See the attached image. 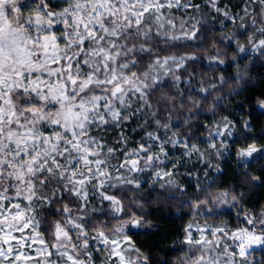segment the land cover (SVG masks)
<instances>
[{
    "label": "snow or ice",
    "instance_id": "snow-or-ice-1",
    "mask_svg": "<svg viewBox=\"0 0 264 264\" xmlns=\"http://www.w3.org/2000/svg\"><path fill=\"white\" fill-rule=\"evenodd\" d=\"M206 6L0 0V264H152L153 205L188 217L158 264H264V0Z\"/></svg>",
    "mask_w": 264,
    "mask_h": 264
},
{
    "label": "trees",
    "instance_id": "trees-1",
    "mask_svg": "<svg viewBox=\"0 0 264 264\" xmlns=\"http://www.w3.org/2000/svg\"><path fill=\"white\" fill-rule=\"evenodd\" d=\"M196 2L199 3L198 0ZM200 11L211 20L213 17L215 18V13H212L209 10L208 6H201ZM217 28H219V21L221 20V17L218 15L217 17ZM221 33L217 31L215 35H210L208 38V43H206V51L208 55H211L213 52V48L210 46V41L214 39H218L219 35ZM246 42V41H244ZM192 49H189L191 51ZM227 51L229 53H232L233 49L228 48ZM197 55L200 57H203L205 55L204 50H200L197 52ZM208 63L207 60H202L201 63H198L195 65L197 68H201L203 71L207 73V75H213V72L211 70H208L204 68V65ZM241 66H243V62L241 63ZM216 71H222V69H217ZM234 69H229L228 72L225 73V75L230 74ZM259 71V69H253V72ZM251 92L257 91V89H249ZM247 94V93H246ZM243 99L242 96H237L232 98L229 101H225V106L232 104H235L236 100ZM232 108H228V111L225 112V108L221 107L218 111V114H229L231 113ZM176 115L178 113L173 114V119L175 120ZM201 119H207L210 120L211 117H201ZM185 129L181 128L180 131H184ZM199 132H203V128L199 129ZM140 133V132H139ZM225 168V174L222 177V179L226 182H232L236 181L239 182V177L235 175V172L233 171L230 164H223L222 165ZM258 166V165H257ZM202 174V173H201ZM181 183H188V180L186 177L181 176L180 178ZM192 183H195V181H192ZM223 186V185H221ZM188 195H192L191 189H189ZM186 197H181V199H185ZM256 200L264 201V190L262 189H254L252 190L248 197L247 201L248 203H252ZM172 204H175V201H172ZM150 214L147 216V219L151 222L152 225H156V227H153L150 231L143 232L139 237V242H141L145 249L150 251L151 253V260L152 264H158V262L161 259L165 258H171L172 254L169 253V255L166 257L164 252L160 251V249L168 250L169 246L172 244L173 241H177V238L180 235V228L181 226L188 221V217L184 215L185 212H187V209H181L179 212H177L176 207H165L163 205H153L149 209ZM232 213H225V216L223 218H228L231 216ZM196 220H200L202 222V217H194ZM218 222L216 218L209 219V223H215ZM255 255L259 256V253H256Z\"/></svg>",
    "mask_w": 264,
    "mask_h": 264
},
{
    "label": "rangeland",
    "instance_id": "rangeland-1",
    "mask_svg": "<svg viewBox=\"0 0 264 264\" xmlns=\"http://www.w3.org/2000/svg\"><path fill=\"white\" fill-rule=\"evenodd\" d=\"M198 1L201 4V6H204V5L206 6L207 5V0H198ZM217 2H218V6L223 7L224 5H228L233 11L236 10L239 7V5H240V0H217ZM209 10L212 13H215V19L217 20L216 17L218 16V14L215 11H213L210 7H209ZM193 14L195 15L196 13H193ZM141 134L142 133H139V131H137L136 136L138 137ZM108 135H109V137L111 136V134H108ZM193 166L200 167L199 165L195 164V161H193V162L190 163L187 171H193L194 170ZM182 171H184V170L182 169Z\"/></svg>",
    "mask_w": 264,
    "mask_h": 264
}]
</instances>
